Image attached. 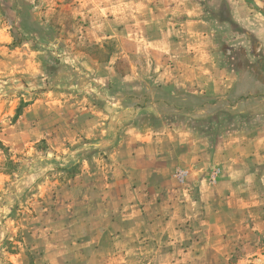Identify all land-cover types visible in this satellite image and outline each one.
Instances as JSON below:
<instances>
[{
	"label": "rangeland",
	"instance_id": "rangeland-1",
	"mask_svg": "<svg viewBox=\"0 0 264 264\" xmlns=\"http://www.w3.org/2000/svg\"><path fill=\"white\" fill-rule=\"evenodd\" d=\"M0 143V264H264V0H0Z\"/></svg>",
	"mask_w": 264,
	"mask_h": 264
},
{
	"label": "crops",
	"instance_id": "crops-1",
	"mask_svg": "<svg viewBox=\"0 0 264 264\" xmlns=\"http://www.w3.org/2000/svg\"><path fill=\"white\" fill-rule=\"evenodd\" d=\"M252 139L257 140V138H246L245 140H252ZM241 140H242V138L237 140L236 138H232L231 135L222 136V141H224L222 144L225 147H232V145H234L235 143H238V146L240 147V143L242 142ZM240 149H242L245 152L246 156L248 155V153H249L248 150H245V148H240ZM240 149H239V152H240ZM263 154H264V152L262 153L261 157H263ZM255 155H256V157H260L259 156L260 154L258 153V151L255 153ZM146 210H147V208H146ZM159 213H160L159 215H161V213H164V212L160 210Z\"/></svg>",
	"mask_w": 264,
	"mask_h": 264
},
{
	"label": "trees",
	"instance_id": "trees-1",
	"mask_svg": "<svg viewBox=\"0 0 264 264\" xmlns=\"http://www.w3.org/2000/svg\"><path fill=\"white\" fill-rule=\"evenodd\" d=\"M0 149H2L5 152L8 151V149L3 147V145L1 143H0ZM6 157H8V156H6ZM4 167H5V172L11 174L13 172L18 171L19 165L17 163H13L9 158H6L5 163H4Z\"/></svg>",
	"mask_w": 264,
	"mask_h": 264
}]
</instances>
